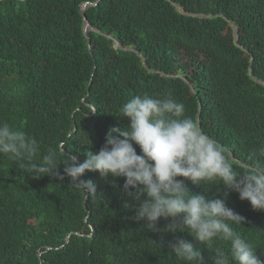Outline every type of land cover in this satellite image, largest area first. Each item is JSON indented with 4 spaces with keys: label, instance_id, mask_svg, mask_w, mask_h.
I'll list each match as a JSON object with an SVG mask.
<instances>
[{
    "label": "trees",
    "instance_id": "trees-1",
    "mask_svg": "<svg viewBox=\"0 0 264 264\" xmlns=\"http://www.w3.org/2000/svg\"><path fill=\"white\" fill-rule=\"evenodd\" d=\"M95 1L0 0V121L37 140L36 162L64 141L82 163L110 128L129 125L124 103L169 93L230 150L238 171L264 159V0H98L84 10L94 28L85 36L80 5ZM80 179L92 180L96 195L68 177L32 178L0 154V264H186L171 252L177 238L193 243L203 264H214L218 247L229 253L227 242L208 249L187 230L165 231L171 218L148 230L134 219L138 201L124 193V177ZM185 183L208 199L224 191ZM226 203L245 217L232 227L264 261V211L234 191Z\"/></svg>",
    "mask_w": 264,
    "mask_h": 264
},
{
    "label": "clouds",
    "instance_id": "clouds-1",
    "mask_svg": "<svg viewBox=\"0 0 264 264\" xmlns=\"http://www.w3.org/2000/svg\"><path fill=\"white\" fill-rule=\"evenodd\" d=\"M120 111L129 125L110 128L104 146L97 153H84L86 159L82 163L64 153V141L56 148L49 147L36 162L37 140L7 121H0V154L32 178L48 175L63 181L68 177L72 186L91 195H96V184L80 179L86 171L98 172L101 178L124 177V193L138 201L134 219L144 221L148 230H155L160 218H171L165 225L167 232L187 230L208 249L215 241L230 245L229 253L215 249L214 264H264L256 256V248L232 227L243 224L245 217L226 203L234 191L253 210L264 211V159L254 160L238 171L230 150L187 116L185 105L170 93L159 98L148 94L134 96ZM134 144L141 154H137ZM60 152L65 159L58 162ZM258 155L264 158V148L259 149ZM61 163L63 174L58 170ZM185 180L205 185L206 191L212 185H223L224 191L219 198L208 199L191 192ZM169 246L186 264H203L200 250L193 243L177 238Z\"/></svg>",
    "mask_w": 264,
    "mask_h": 264
},
{
    "label": "water",
    "instance_id": "water-1",
    "mask_svg": "<svg viewBox=\"0 0 264 264\" xmlns=\"http://www.w3.org/2000/svg\"><path fill=\"white\" fill-rule=\"evenodd\" d=\"M98 3V0H96L95 2H91V3H87V2H84V3H82L81 5H80V12H81V14H82V18H83V21H84V24H83V28H82V31H83V33H84V35L86 36V32H87V30H89V29H93L94 30V28H92L91 27V25L89 24V22L86 20V18H85V14H84V10H85V8L88 6V5H96ZM177 7V6H176ZM177 9L178 10H180L182 13H183V10H182V8L179 6V8L177 7ZM234 32H235V37L237 38V34H236V30L234 29ZM89 38L87 37V44H89ZM88 49L90 50L91 49V46H88ZM132 49V48H131ZM190 86H191V88H192V85L190 84ZM199 105H200V102H199ZM91 107V109L93 110L94 109V107L93 106H90ZM85 199V198H84ZM68 238V237H67Z\"/></svg>",
    "mask_w": 264,
    "mask_h": 264
},
{
    "label": "bare ground",
    "instance_id": "bare-ground-1",
    "mask_svg": "<svg viewBox=\"0 0 264 264\" xmlns=\"http://www.w3.org/2000/svg\"><path fill=\"white\" fill-rule=\"evenodd\" d=\"M179 8V6H177Z\"/></svg>",
    "mask_w": 264,
    "mask_h": 264
}]
</instances>
